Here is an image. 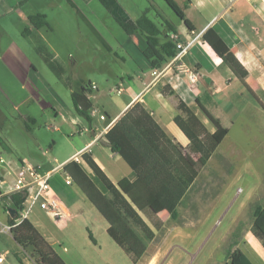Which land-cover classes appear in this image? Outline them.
I'll return each mask as SVG.
<instances>
[{
    "label": "rangeland",
    "instance_id": "rangeland-1",
    "mask_svg": "<svg viewBox=\"0 0 264 264\" xmlns=\"http://www.w3.org/2000/svg\"><path fill=\"white\" fill-rule=\"evenodd\" d=\"M116 1L132 19L147 12L160 27L164 19L172 24L180 20L165 0ZM174 1L185 10L186 0ZM107 2L110 9L101 0H30L31 12L46 16L49 26L40 31L50 44L48 51L59 54L60 77L37 53L38 39L35 36L29 38L9 30L16 40H20L23 56L18 63L22 71L18 80L3 69L0 62V108L4 113L3 119L0 118V142L5 141L9 147L0 143L4 158L19 160L26 157L43 169V163H51L55 169L70 158H67L69 154H79L84 149L98 153L93 144L85 145L93 135L92 131L78 133V126L66 114L65 106L68 110L73 109L70 87L65 81H70L74 87L75 78L81 76L84 84L87 85L88 80L97 84L92 102L94 106L108 110L110 115L107 117L106 114V123L119 112L123 95L116 92L115 84L131 67L133 55L137 57L139 54L124 35L119 23L124 19L114 7L115 0ZM97 32L114 47L118 57L102 44ZM2 35L0 32V42L5 43ZM119 42L125 44L122 46ZM29 63L33 65L30 69ZM133 64L136 66L134 61ZM235 100L238 106L223 105L231 119L225 123L228 133L200 169L192 188L177 207L178 219H172L160 208L151 210L150 215L143 214L155 234L137 264H223L234 242L242 239L243 229L250 224L253 206L264 204V112L245 91ZM97 119L93 116L91 124H96ZM81 123L90 127L85 119ZM99 154L108 161V152ZM82 165L100 183L90 169L84 163ZM65 175L59 169L52 173L49 182L56 188L62 202L73 203L78 200V193L81 197L84 194L76 188L73 180L66 184ZM4 201L2 196L0 252H7L4 264H23L29 260L27 255L9 232L1 230L6 224V214L1 207ZM87 227L94 237L98 235L90 223ZM56 240L52 245L56 252L66 247L69 251H77L80 258L85 257L90 264H96L99 255L112 264H128L129 261L123 249L121 254H109L103 248L101 254L96 255L100 241L96 239L98 244H94L86 228L72 240L59 237ZM239 248L245 249L243 245ZM79 262L76 255L70 260L71 264Z\"/></svg>",
    "mask_w": 264,
    "mask_h": 264
},
{
    "label": "crops",
    "instance_id": "crops-1",
    "mask_svg": "<svg viewBox=\"0 0 264 264\" xmlns=\"http://www.w3.org/2000/svg\"><path fill=\"white\" fill-rule=\"evenodd\" d=\"M186 1L187 4L184 13L185 17L192 24L193 29L189 30L183 20H179L174 24L177 31L174 33L177 34L179 41L185 47V51L177 59L171 58L169 61L162 64V66L158 67V72L160 73L159 76L152 74V68L149 67L147 60L142 54V49L145 46L144 36L132 29H123L127 41H130V44L136 47L139 55L136 57L131 54L134 57L133 60L130 59L131 67L120 76L119 82L115 84L117 87L124 83V87L121 85L123 88L121 92L123 97L119 102V112H117L114 119L107 123L105 122L107 118L101 120L98 117L96 124L92 125L90 122L89 131H92L93 135L88 143L85 144L86 147L89 145L91 146L92 144L93 147H96L98 153L93 152L92 149L90 151L91 155L94 161L113 183H116L123 177H126L131 181L141 178L146 183L152 185L157 183L155 175L149 167H145L141 171L135 172L127 165L118 153L111 152L109 146L105 142L106 131L136 102L141 103L149 112H151L166 133L175 138V140L184 147L188 145L189 141L173 121L174 117L179 114V110L177 109L179 99L185 102L210 132L215 130V126L202 111L196 98H198L200 104L211 115L217 118L224 127H226L225 123L230 117L226 114L223 105L237 104L238 106L239 103H237L235 99L238 94H243L244 91L250 95L252 100L259 105L260 110L264 112L260 102L252 95V93H254L260 101H264V96L262 95V93L264 94V1L235 0L230 5V0ZM29 2L30 0H0V32L3 34V40L5 41V43L0 42V62L3 69H7L15 80L21 78L22 71L20 72V65L18 63L20 62L23 53L19 46L20 40H16V36H12L9 30L13 29L12 31L15 30L21 34L22 28L26 25L27 16L30 14L41 13L31 12ZM114 7L119 9V13L122 15L121 18L123 17L124 21L129 19L133 20L132 16H130V14H128V12L124 10L116 0ZM194 8L195 11L193 12ZM209 28L218 34L228 46L229 52L227 56L236 59L245 67L247 75L244 77V83L238 79L236 74L222 61L211 46L203 40L202 36ZM40 29L37 30V36L35 38L38 39L39 35L48 48L50 44L43 33H41ZM97 34L101 39L102 44L118 57L117 52L114 51V47L109 44L100 33L97 32ZM29 38L31 37L29 36ZM118 41H121V39ZM119 43H121L120 45L125 44V42ZM53 56L57 61L60 60L57 52L55 54L53 53ZM133 61L136 63V66L133 64ZM180 66L188 68L190 71L194 72L196 74L195 80L190 79L186 72L178 70V67ZM32 67L33 65L29 63V69ZM0 77L2 78V76ZM83 79L84 78L81 76L75 78L76 83H84ZM73 83L76 85L75 82ZM88 84L95 85V88H92L91 92H86L87 96L92 101V98L95 96L93 91L94 89L98 90V86L95 82L90 80H88ZM159 84L162 86L166 85L167 89L172 88L175 94L167 95L162 93L158 88ZM69 87L71 92L72 88H75L76 86L73 87V85H70ZM80 90H83L82 86L80 87ZM92 107H96L93 102ZM65 108L68 111L66 114L73 124L78 127L84 126L81 123V118H79L73 111L68 110L67 106H65ZM102 111L106 112L107 117L110 115L107 109L104 108ZM56 113L59 112L56 111ZM3 117L4 113L0 108V118L3 119ZM96 138L97 140H95ZM0 143L3 147L7 145L5 144V141ZM84 151L85 149L82 150V152ZM102 152H108V161L102 159L99 154ZM76 155L78 154H69L67 158H70H66L67 160L62 163L63 166ZM191 156L196 160L199 157V153H191ZM0 157H4L1 152ZM82 163H84L83 160H81L79 164L89 174ZM43 164L44 165L42 166L45 167L44 169H47L44 170L40 166V170L43 172L50 171L53 168L51 163ZM65 176L69 175L66 173ZM69 177L71 178V176ZM90 177L103 192L106 191L105 186L99 180L100 183H98L92 175H90ZM75 186L80 190L76 184ZM50 187L65 208V216L63 218L56 220L50 213L43 209L41 206L42 199H40V197L33 200L32 203H25L24 211L25 217L33 223L37 230L51 245L56 243L58 237L71 240L74 239L77 234L81 233L83 228L87 229L89 236V232L91 234L93 233L92 230L87 227V224L90 223L91 228L93 227V229H96L97 231L98 235L95 236L97 241H100L99 251L96 255L101 254L103 248L109 254L111 252L116 254L121 252L120 250L122 248L107 233L108 222L88 199H86L88 201H85V198L87 197L81 190L80 192L84 194V197H81L80 193H78V200L73 203H64L59 198L56 188L51 184ZM7 194L9 193L2 194L0 198ZM4 200L5 201L2 203L1 207L6 214L5 226H8V211L5 210V207L9 204V200L6 197H4ZM159 208L164 212L161 206L154 207L155 210ZM31 214L33 215L32 217L30 216ZM56 229L59 230V232ZM8 232L10 233V231ZM95 237L93 236L95 240L93 243L97 245L98 243ZM241 245H243L245 249H240L247 255L253 264H264L263 243L259 238L253 235L250 230V224L247 228L243 229L242 239L238 241L233 248H239ZM63 249V251L57 250V253L63 258L66 264H71L70 260H74V255H76L78 260L81 261L78 264H90L85 257L80 258L77 251H69L66 247ZM128 260V264H134L130 257H128ZM23 264L35 263L29 259ZM96 264L112 263L110 260L99 255L96 259Z\"/></svg>",
    "mask_w": 264,
    "mask_h": 264
},
{
    "label": "trees",
    "instance_id": "trees-1",
    "mask_svg": "<svg viewBox=\"0 0 264 264\" xmlns=\"http://www.w3.org/2000/svg\"><path fill=\"white\" fill-rule=\"evenodd\" d=\"M101 1L110 9L107 0ZM165 1L179 19L184 21L188 29L192 30L193 26L185 17L184 10L174 0ZM119 23L123 29L129 28L144 36L145 46L142 54L149 67L158 68L176 55V42L169 37L171 32H177L176 26L169 20L164 19L160 27L147 12H143L133 20L119 21ZM48 26L43 13L30 14L26 18V25L21 34L36 37L38 29ZM202 38L243 82L247 71L240 62L227 56L229 48L221 37L209 28ZM35 49L50 69L60 77L62 68L39 35ZM65 83L67 86L71 85L68 80ZM75 86L70 92L72 109L79 118L90 123L92 116L89 111L92 101L86 92H91L92 85L78 82ZM81 86L83 90H80ZM158 88L164 94H175L173 89H167L166 85L159 84ZM252 95L264 110V101H260L254 93ZM262 95L264 96L263 93ZM196 100L214 124L215 130L210 132L185 102L179 99L177 103L179 114L173 121L187 137L189 142L186 147L168 135L155 116L139 102L133 104L105 133V142L110 151L118 153L135 172L149 167L155 175L157 182L155 185L148 184L141 178L131 181L126 177L113 183L94 161L90 151L82 153V160L105 186V192L76 161L70 160L63 166L64 172L71 176L73 182L108 222L109 236L134 264L145 253L148 242L155 234L142 214L150 215L154 207L161 206L169 217L178 219L177 207L192 188L200 169L206 165L216 147L228 133V129L200 104L198 98ZM30 119L34 121L33 118ZM191 153H199V157L194 160ZM4 197L9 200L5 210L15 208V211L8 212L7 223L10 226V233L27 257L35 264H66L33 223L20 215L26 194L12 192ZM250 220L251 232L262 241L264 246V204L256 203L253 206ZM89 238L95 242L90 232ZM235 244L237 242L232 246ZM223 264L253 263L240 248L234 247L229 250Z\"/></svg>",
    "mask_w": 264,
    "mask_h": 264
},
{
    "label": "built area",
    "instance_id": "built-area-1",
    "mask_svg": "<svg viewBox=\"0 0 264 264\" xmlns=\"http://www.w3.org/2000/svg\"><path fill=\"white\" fill-rule=\"evenodd\" d=\"M234 1L235 0H230L229 5ZM169 37L176 42L178 52L173 58L177 59L182 53H184L185 47L179 41L176 33L171 32ZM178 70L186 72L190 79L195 80L196 74L188 68L180 66L178 67ZM151 72L153 75H160L157 67L152 68ZM92 88H95V85L92 84ZM122 90L123 88L121 87V84L116 87L117 93H121ZM89 113L92 117L96 116L101 120L106 119V113L98 107H91ZM89 130L90 127L79 126L77 132L83 133ZM95 140H97V138ZM82 153L76 155L72 160L80 163L82 160ZM59 169H63V165L58 166L53 170L43 172L40 170L39 166L32 164L26 158L16 160L0 157V196L5 193L24 192L26 194V199L23 203V208L20 210V215L22 217H25V203H32L33 200L40 197V199H42V208L50 213L56 220H60L65 216V208L58 197L54 194L49 184L51 174ZM71 180L72 179L69 176H65L66 184H70ZM1 230L8 232L10 231V226H2ZM6 254V252L0 253V264L5 262Z\"/></svg>",
    "mask_w": 264,
    "mask_h": 264
},
{
    "label": "water",
    "instance_id": "water-1",
    "mask_svg": "<svg viewBox=\"0 0 264 264\" xmlns=\"http://www.w3.org/2000/svg\"><path fill=\"white\" fill-rule=\"evenodd\" d=\"M13 211H15V208H9V210H8L9 213H11ZM10 215L13 216V214H10Z\"/></svg>",
    "mask_w": 264,
    "mask_h": 264
}]
</instances>
